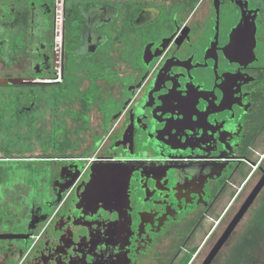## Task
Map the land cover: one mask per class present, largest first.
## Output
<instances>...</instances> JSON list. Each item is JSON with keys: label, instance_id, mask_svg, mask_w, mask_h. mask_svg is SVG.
<instances>
[{"label": "flooded vegetation", "instance_id": "flooded-vegetation-1", "mask_svg": "<svg viewBox=\"0 0 264 264\" xmlns=\"http://www.w3.org/2000/svg\"><path fill=\"white\" fill-rule=\"evenodd\" d=\"M0 100L57 122L0 152V264H202L264 174V0H0Z\"/></svg>", "mask_w": 264, "mask_h": 264}, {"label": "rangeland", "instance_id": "rangeland-1", "mask_svg": "<svg viewBox=\"0 0 264 264\" xmlns=\"http://www.w3.org/2000/svg\"><path fill=\"white\" fill-rule=\"evenodd\" d=\"M15 57L16 56H12L11 59L8 60V63H11L12 58ZM73 78L74 77L70 78V81L73 82L68 83V85L70 84L69 87L74 86L73 84L80 83L81 81L80 78L79 81ZM5 87L7 91H14L17 89L15 86H5ZM87 93H89L88 90ZM73 96L75 95L73 94ZM99 96L101 95H99L98 93L96 95H93L92 93V97H94L93 98L94 100L95 99L99 100L98 99ZM17 98L11 97L10 99L4 101L8 103L7 105H14L15 102L18 101ZM2 101L3 100H0V102ZM59 101L61 102V98ZM40 111H42L43 115L45 116V112L47 111V110L45 111V107L40 108ZM84 111L88 112L89 108L88 107L85 108ZM78 113H80V111ZM78 113H76V115H78ZM90 114L94 119L96 114L95 110L90 108ZM36 122L37 121H33L34 124L26 123L25 119H23L19 113V107L14 109L13 107L10 109H6L4 108L3 105H0V152H57L56 150L57 146H55L54 144L55 142L52 140L54 138L53 131L57 125L55 118L51 117L50 121L46 120L45 122L42 119V122L38 124L39 126H36L37 125ZM59 124L60 126L58 127H62L61 123ZM18 168L20 169V167ZM26 174H30V171H27ZM14 190L15 192H18L20 188L17 187ZM252 222L253 220L248 221L246 219L241 221V223L236 228L235 232L233 233L230 239V246L231 244H235L236 241L241 239L245 229H247V226L249 224L251 226ZM262 239L263 238L261 237L259 238L257 247L255 251H253L252 253L255 261L254 264H264V240ZM230 246L228 245L222 250L219 256V261H221L224 255L227 254V250L229 249Z\"/></svg>", "mask_w": 264, "mask_h": 264}, {"label": "water", "instance_id": "water-1", "mask_svg": "<svg viewBox=\"0 0 264 264\" xmlns=\"http://www.w3.org/2000/svg\"><path fill=\"white\" fill-rule=\"evenodd\" d=\"M125 171H126L125 168H121L119 166H114V165H110V166L103 167V168L101 167V169L97 170V175L98 176L96 177V181H98V182L99 181H102V183L113 182L114 181L113 178H109V177H107L106 180H103L105 178L104 175L108 176L111 173L113 174L114 172H117V173L118 172H121L124 175V172ZM126 181H127V179H126ZM263 184H264V174H263L262 178L259 180V182L257 183V185L253 188V190L250 193V195L244 201V203L242 204V206L240 207V209L238 210V212L236 213V215L234 216V218L228 223V225L226 226L225 230L223 231V233L219 237L217 243L211 249L209 255L207 256V258L204 260V262L202 264H209V262L215 256V254L219 251V249L221 248V246L224 244V242L226 241V239L231 234V232L235 228L236 224L238 223V221L242 217V215L245 212V210L253 202L256 194L261 189V187L263 186Z\"/></svg>", "mask_w": 264, "mask_h": 264}, {"label": "trees", "instance_id": "trees-1", "mask_svg": "<svg viewBox=\"0 0 264 264\" xmlns=\"http://www.w3.org/2000/svg\"><path fill=\"white\" fill-rule=\"evenodd\" d=\"M263 211H260L262 213ZM249 238L242 235L239 243L234 246L227 257V264H253V251L257 247L259 238L264 240V218L262 214L252 222L249 229ZM247 262V263H246Z\"/></svg>", "mask_w": 264, "mask_h": 264}]
</instances>
